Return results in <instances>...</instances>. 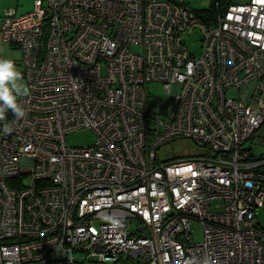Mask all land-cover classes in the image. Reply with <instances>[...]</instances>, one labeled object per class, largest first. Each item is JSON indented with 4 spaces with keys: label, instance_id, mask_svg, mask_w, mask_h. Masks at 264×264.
I'll list each match as a JSON object with an SVG mask.
<instances>
[{
    "label": "built area",
    "instance_id": "built-area-1",
    "mask_svg": "<svg viewBox=\"0 0 264 264\" xmlns=\"http://www.w3.org/2000/svg\"><path fill=\"white\" fill-rule=\"evenodd\" d=\"M0 33L29 89L25 117L0 121V264H264V158L248 147L264 0L213 19L189 0H35ZM80 130L94 143L70 144ZM181 138L207 151L159 156Z\"/></svg>",
    "mask_w": 264,
    "mask_h": 264
},
{
    "label": "rangeland",
    "instance_id": "rangeland-1",
    "mask_svg": "<svg viewBox=\"0 0 264 264\" xmlns=\"http://www.w3.org/2000/svg\"><path fill=\"white\" fill-rule=\"evenodd\" d=\"M190 4L198 9L201 12H204L203 9H206L210 5L209 0H189ZM248 0H236V2H246ZM35 6V0H0V23L2 17L5 14V11L14 7L17 9L19 14L26 13L32 11ZM187 45L191 50L200 51V47L198 45V32L194 31L190 37L186 39ZM0 59H11L15 62L17 70L22 73V80L20 83L27 86V81L23 76L24 73V56L23 51L19 46L12 45L3 40L2 34L0 33ZM150 90L156 96L162 95L163 90L160 83H151ZM236 91H229L230 95H234ZM96 139L95 133L91 130H80L73 132L68 137V142L73 145H87L94 143ZM248 147L252 151L253 155L256 158H264V124L259 129L257 134L251 141L248 143ZM207 151L206 148L198 146L192 139L189 138H181L174 140L166 145H164L159 150V156L162 159H173V158H181L193 155H201ZM264 170V165L262 166ZM257 219L259 222V226L264 229V206L259 208L257 211ZM136 222L134 221V226ZM194 237L197 241H201L203 239L202 227L199 223H194Z\"/></svg>",
    "mask_w": 264,
    "mask_h": 264
},
{
    "label": "clouds",
    "instance_id": "clouds-1",
    "mask_svg": "<svg viewBox=\"0 0 264 264\" xmlns=\"http://www.w3.org/2000/svg\"><path fill=\"white\" fill-rule=\"evenodd\" d=\"M22 78L13 60L0 59V121H4L9 112L17 120L25 117L26 112L17 99L29 94V89L19 82ZM3 131L5 134L10 131L7 124Z\"/></svg>",
    "mask_w": 264,
    "mask_h": 264
},
{
    "label": "trees",
    "instance_id": "trees-1",
    "mask_svg": "<svg viewBox=\"0 0 264 264\" xmlns=\"http://www.w3.org/2000/svg\"><path fill=\"white\" fill-rule=\"evenodd\" d=\"M169 1H176V0H169ZM219 1L222 3L221 7H218V6H217V4H218ZM231 1H233V0H211V1H210V5H209V7L206 8V9H203L204 12H201V11H200V12H201V13H205V14H207V16H208L209 19H213L214 16H215L219 11H221V10L226 6V4H228V3L231 2ZM201 17L204 18L203 15H202ZM9 113H10V112H9ZM10 114H11V113H10Z\"/></svg>",
    "mask_w": 264,
    "mask_h": 264
},
{
    "label": "water",
    "instance_id": "water-1",
    "mask_svg": "<svg viewBox=\"0 0 264 264\" xmlns=\"http://www.w3.org/2000/svg\"><path fill=\"white\" fill-rule=\"evenodd\" d=\"M141 231H143V230L141 229Z\"/></svg>",
    "mask_w": 264,
    "mask_h": 264
}]
</instances>
